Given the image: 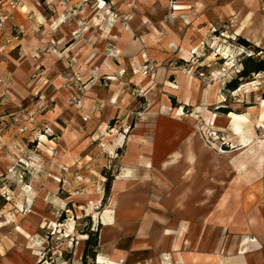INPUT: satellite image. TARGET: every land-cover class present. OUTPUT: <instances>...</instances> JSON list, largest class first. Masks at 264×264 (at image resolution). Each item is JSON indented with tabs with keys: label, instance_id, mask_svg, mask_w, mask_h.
Masks as SVG:
<instances>
[{
	"label": "rangeland",
	"instance_id": "374dc122",
	"mask_svg": "<svg viewBox=\"0 0 264 264\" xmlns=\"http://www.w3.org/2000/svg\"><path fill=\"white\" fill-rule=\"evenodd\" d=\"M177 1L72 0L71 3V0H58L55 4L54 0H42L48 31L52 29L62 36L57 42L52 38L51 42V46L59 47L56 48L59 60L51 57L53 49L48 46L42 49L44 65L35 71L39 76L35 92L25 89L21 92L12 84L9 89L12 98L0 105L5 107L0 114V208L9 204L19 211L16 215H25L33 206L46 204L55 214L57 218L51 226L57 227V231L52 233L53 228L49 227L43 234L48 251L43 264H48L49 256L55 257L53 252L57 264H71L76 260L78 248L87 239L84 233L89 219L93 233H99L100 225L93 218L110 205L111 191L99 204H93L90 199L100 192L105 194V176L114 181L123 172L121 158L125 143L117 140L131 130L147 108V93L141 86L149 79L134 73L143 66L135 67L128 57L125 60L131 70L117 69L123 65V53L130 54L138 45L141 54L147 55L148 64L153 66L156 63L149 58L152 52L154 56H162L163 51L170 54L165 62V104L169 106L165 114L170 121L174 119L170 125L185 121L201 128L204 158L214 156V152L221 156L222 151L232 154L235 162L255 155L264 158V121L250 122L249 128L242 132H231L220 120L228 114L243 117L248 111L253 118H261L264 73L242 78L240 72L247 57L263 56L262 53L251 42V47L238 42L229 16L220 13L221 18H205L210 10L207 8L190 11L192 23L182 42L188 40L195 48L190 51L188 62L180 60L184 57L180 52L182 47L176 38L173 44L168 43V27L174 26L178 17L190 16L177 14ZM69 42L74 45L69 46ZM83 46L94 47L91 50L94 59L82 60L87 55L80 52ZM182 75L188 79L184 100L178 96ZM234 79L241 85L232 91L226 86ZM200 83L210 95V106L208 100L205 106H200L191 95ZM106 97L112 104L101 102ZM58 99L65 103L60 108L63 114L57 111ZM114 99L125 103L123 108L128 111L125 114L126 118L130 116L129 122L123 124V116L115 113L118 108L113 106ZM105 111L110 119L103 118ZM211 115L215 117L213 127L208 119ZM105 121L108 123L102 125ZM241 136L246 141L242 145L239 144ZM170 168L165 167V174L174 175ZM186 168L184 173L193 174L194 166ZM253 169L256 167L249 171ZM155 170L159 169L155 167ZM201 170L204 173L205 167ZM3 218L2 213L0 221ZM127 244L121 246L127 248ZM146 256L132 254L130 260ZM95 260L89 258L88 264H95Z\"/></svg>",
	"mask_w": 264,
	"mask_h": 264
},
{
	"label": "crops",
	"instance_id": "0c3cea01",
	"mask_svg": "<svg viewBox=\"0 0 264 264\" xmlns=\"http://www.w3.org/2000/svg\"><path fill=\"white\" fill-rule=\"evenodd\" d=\"M54 3L58 4V0ZM207 8L209 13L202 14L205 18H221L220 13L229 16L235 36L255 45L264 37V0H178L176 12L190 16L192 10ZM45 17L42 0H24L22 9L15 13L14 24L23 31L21 48L0 55V92L4 88L2 81H9L21 92L22 89L35 92L39 77L35 71L44 65L40 52L47 46L55 51H51V57L59 60L56 55L59 47L56 44L51 46V42L52 38L55 42L62 36L52 29L48 31ZM178 18L174 26L168 27V43L173 44L176 38L184 55L180 60L188 62L195 44L191 45L188 40L182 42V39L186 38L192 17ZM180 24L183 29L178 27ZM68 44L74 45L73 42ZM90 47L83 46L80 50L83 55L87 52L82 60L95 58L91 51L94 47ZM140 48L138 45L130 54L123 53V65L117 69L131 70L125 60L128 57L135 67L148 64L149 59L141 54ZM170 51L168 47L167 52ZM161 54H150L156 69L152 76H146L149 81L141 86L147 93V108L131 130L121 134L117 140L125 143L121 158L124 167L111 186L110 205L93 218V222L100 225L95 264H264V158L255 155L235 162L228 151H222L221 156L214 152V156L204 158L201 128L197 129L185 121L181 125H170L174 119L170 121L165 114L169 107L165 104V62L170 54L165 51ZM179 80L178 96L184 100L188 79L182 75ZM191 95L200 106H205L207 100L210 106V95L201 83ZM63 97L60 99L64 100ZM9 98L12 95L9 94ZM60 99L57 111L63 114L60 108L65 103ZM101 102L112 104L107 97ZM113 103L118 108L115 113L124 118L123 124L129 122L130 116L126 118L125 112L128 111L123 108V100L114 99ZM181 109L178 108V114ZM3 110L5 107H0V114ZM83 116L87 115L84 113ZM103 116L111 118L106 111ZM208 119L213 127L214 115ZM220 120L231 132H242L249 128L250 122L254 124L244 116L233 114ZM240 141L241 145L246 143L244 136ZM130 142L135 149L131 162L126 164L123 158ZM167 166L171 167L169 171L174 175L165 174ZM188 166L195 167L193 174L184 173ZM155 167L159 169L157 172ZM202 167H205L204 173L201 172ZM255 167L256 170L249 171ZM128 171L129 177H126ZM97 196H92L90 201L95 199L94 203H98ZM104 196L102 192L99 203L103 202ZM2 207L0 264H43L48 252L43 234L55 223V214L46 204L33 206L25 215H16L19 211L9 204ZM105 216L111 219L107 221L108 227ZM125 242L129 247L121 246ZM84 250L85 245L78 248L77 258L71 264H83ZM139 253L147 256L130 260L132 254Z\"/></svg>",
	"mask_w": 264,
	"mask_h": 264
},
{
	"label": "built area",
	"instance_id": "2783aa9c",
	"mask_svg": "<svg viewBox=\"0 0 264 264\" xmlns=\"http://www.w3.org/2000/svg\"><path fill=\"white\" fill-rule=\"evenodd\" d=\"M24 0H0V55L6 54L8 51L20 49L23 31L20 27L14 24L15 13L22 9ZM8 25L10 27L8 28ZM155 65L146 64L142 68L134 71L135 74L140 73L142 76H152L155 72ZM11 83L4 84V88L0 92V103L1 106L9 101V89ZM52 233L57 231V227L51 226ZM56 257V253H52ZM50 260L48 264H55L56 258L49 256ZM57 258H61L59 255ZM61 260V259H60ZM57 264V262H56Z\"/></svg>",
	"mask_w": 264,
	"mask_h": 264
},
{
	"label": "trees",
	"instance_id": "16d2710c",
	"mask_svg": "<svg viewBox=\"0 0 264 264\" xmlns=\"http://www.w3.org/2000/svg\"><path fill=\"white\" fill-rule=\"evenodd\" d=\"M238 42L246 47H251V43L248 42L247 40L238 37ZM257 52H261L263 56H257L254 57L253 55L247 57L245 61L242 63L243 69L240 72V75L242 78H250V76L253 73H264V51L263 49H259V47H256ZM241 83L238 79L231 80L227 84V88L234 91L237 90L240 87ZM262 99L264 100V90L262 93ZM174 104V102H173ZM119 154H121V150L117 151ZM106 177V187H105V196L103 199V202L106 200V198L109 196L110 191H111V185L113 179L110 176H105ZM90 224L88 225L87 230L85 231L84 235L87 236V239L85 241V250L83 252V264H88V259L89 258H96V248L98 246V235L93 233V230L91 229L92 226V221L89 219Z\"/></svg>",
	"mask_w": 264,
	"mask_h": 264
},
{
	"label": "bare ground",
	"instance_id": "6f19581e",
	"mask_svg": "<svg viewBox=\"0 0 264 264\" xmlns=\"http://www.w3.org/2000/svg\"><path fill=\"white\" fill-rule=\"evenodd\" d=\"M180 29H183V25L182 24H180L179 26H178ZM257 46L259 47V48H261V49H263L264 50V37H262L258 42H257ZM187 58V57H186ZM251 84V83H250ZM245 85H248V84H245ZM245 85H243V86H245ZM220 102H222V101H220ZM262 109H261V112H260V119H255V118H253V116H252V113L250 112V111H248V112H246V113H244V117L246 118V119H248L249 121H252L254 124H260V122H261V120L262 121H264V100H262ZM253 107H251L250 109H252ZM134 149H135V145L133 144V143H129L128 144V149H127V151H126V153H125V155H124V158H123V163H130L131 162V158H132V154H133V152H134ZM126 177H129V171H128V174H127V176ZM101 193L102 192H100L99 194H98V196L96 197V199L98 200V203L97 204H99V201H100V197H101ZM100 196V197H99ZM96 200V201H97ZM94 202H95V199H93V201H92V203L94 204ZM110 218H108L107 216H105V223H106V226L108 227V223H107V221L109 220ZM111 220V219H110ZM2 226V224L0 223V227Z\"/></svg>",
	"mask_w": 264,
	"mask_h": 264
}]
</instances>
